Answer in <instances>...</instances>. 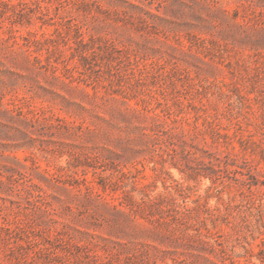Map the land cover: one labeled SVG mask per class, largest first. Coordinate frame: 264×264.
Instances as JSON below:
<instances>
[{
    "label": "rangeland",
    "instance_id": "rangeland-1",
    "mask_svg": "<svg viewBox=\"0 0 264 264\" xmlns=\"http://www.w3.org/2000/svg\"><path fill=\"white\" fill-rule=\"evenodd\" d=\"M0 264H264V0H0Z\"/></svg>",
    "mask_w": 264,
    "mask_h": 264
}]
</instances>
